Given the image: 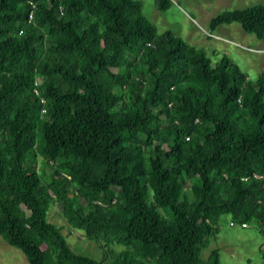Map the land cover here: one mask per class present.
Listing matches in <instances>:
<instances>
[{
	"label": "trees",
	"instance_id": "16d2710c",
	"mask_svg": "<svg viewBox=\"0 0 264 264\" xmlns=\"http://www.w3.org/2000/svg\"><path fill=\"white\" fill-rule=\"evenodd\" d=\"M233 22L264 39V4L209 29ZM249 68L160 32L140 0H0V237L29 264H224L201 257L224 214L264 237V68Z\"/></svg>",
	"mask_w": 264,
	"mask_h": 264
},
{
	"label": "rangeland",
	"instance_id": "374dc122",
	"mask_svg": "<svg viewBox=\"0 0 264 264\" xmlns=\"http://www.w3.org/2000/svg\"><path fill=\"white\" fill-rule=\"evenodd\" d=\"M140 1L143 12L160 32L171 29L188 43L204 48L215 59H219L225 52L250 76L260 72L249 68L250 64L254 68H264V39H258L254 33L245 31L239 22L220 25L215 34L221 37H214L209 29V22L216 14L226 9L264 4V0H172L171 7L165 12L157 9V0ZM209 33H212L211 39L207 37ZM56 209L54 205L49 216ZM231 220L230 214L221 216L218 233L210 237L201 257L205 260L210 258L211 251L218 248L220 260L224 264H264V253L261 251L264 248V237L257 224L251 223L249 227L243 228L238 222L231 226ZM63 233L76 252L102 258L103 252L97 242L68 228H64ZM0 264L29 263L19 248L0 237Z\"/></svg>",
	"mask_w": 264,
	"mask_h": 264
},
{
	"label": "built area",
	"instance_id": "2783aa9c",
	"mask_svg": "<svg viewBox=\"0 0 264 264\" xmlns=\"http://www.w3.org/2000/svg\"><path fill=\"white\" fill-rule=\"evenodd\" d=\"M33 16H34V12L31 11V12H30V17H29V20H30V21L32 20ZM244 225H246V223H243V226H244Z\"/></svg>",
	"mask_w": 264,
	"mask_h": 264
}]
</instances>
